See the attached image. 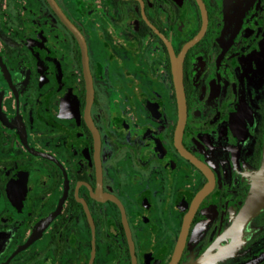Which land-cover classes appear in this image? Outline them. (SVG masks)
Masks as SVG:
<instances>
[{
  "label": "flooded vegetation",
  "instance_id": "af4514ba",
  "mask_svg": "<svg viewBox=\"0 0 264 264\" xmlns=\"http://www.w3.org/2000/svg\"><path fill=\"white\" fill-rule=\"evenodd\" d=\"M0 264H264V0H0Z\"/></svg>",
  "mask_w": 264,
  "mask_h": 264
},
{
  "label": "water",
  "instance_id": "95a60500",
  "mask_svg": "<svg viewBox=\"0 0 264 264\" xmlns=\"http://www.w3.org/2000/svg\"><path fill=\"white\" fill-rule=\"evenodd\" d=\"M199 37L200 36H196L194 39L188 41L183 46V49H182V52H181V59L180 58L175 59L174 57H172L173 77H174V83H175V89H176V95H177L178 114H179L178 115V122H177V126H176V132H182L183 131V127H184V124H185V117H186V103H185V93H184V88H183L182 61H183V58H184L187 50L193 44H195L198 41ZM254 205H256L254 202L253 203L252 202L248 203L246 209L241 214V219H243L246 215L251 214L252 211L255 210V206ZM48 221L49 220H47L45 222V224ZM38 232L39 231L34 232L31 235L30 239L22 246L21 249H24L27 245H29V243L31 241H33L37 237Z\"/></svg>",
  "mask_w": 264,
  "mask_h": 264
}]
</instances>
